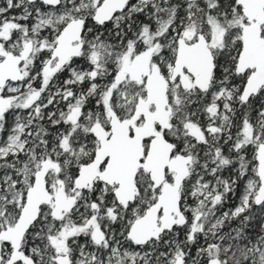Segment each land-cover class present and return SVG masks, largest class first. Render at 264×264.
Instances as JSON below:
<instances>
[{
  "label": "snow or ice",
  "instance_id": "6c2138e0",
  "mask_svg": "<svg viewBox=\"0 0 264 264\" xmlns=\"http://www.w3.org/2000/svg\"><path fill=\"white\" fill-rule=\"evenodd\" d=\"M0 264H264V0H0Z\"/></svg>",
  "mask_w": 264,
  "mask_h": 264
}]
</instances>
